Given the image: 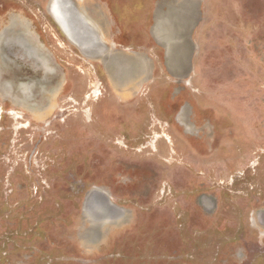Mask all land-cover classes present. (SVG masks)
<instances>
[{"label":"rangeland","instance_id":"1","mask_svg":"<svg viewBox=\"0 0 264 264\" xmlns=\"http://www.w3.org/2000/svg\"><path fill=\"white\" fill-rule=\"evenodd\" d=\"M64 1L0 0V264H264V0H75L121 85Z\"/></svg>","mask_w":264,"mask_h":264},{"label":"bare ground","instance_id":"2","mask_svg":"<svg viewBox=\"0 0 264 264\" xmlns=\"http://www.w3.org/2000/svg\"><path fill=\"white\" fill-rule=\"evenodd\" d=\"M51 1L55 2V0ZM184 2H187V4ZM184 2L173 4L169 6L166 11H158L157 13L156 20H158V22L156 23L154 30H157L160 38L164 37L162 40L168 38V34H172V40L168 41L171 46H176V44H179L180 40L177 39L179 36L176 37L175 35L179 31L181 33L184 28H186L188 23H185V19L189 17V12L192 11V2L188 0H185ZM64 3L67 4L64 7V10L66 9L69 12L75 13L77 16L66 15L64 10L59 8L57 4L55 5L58 8H56L58 13L56 11L55 12L57 15L59 14L60 17H58L62 20L65 26L64 28H66V31L74 39L76 44H78L87 54V48L93 47L96 52L99 50L98 48L102 49V47L99 46L100 44L98 41V38L101 39V32L99 31V27L96 25L95 21L89 16L87 12L79 13L76 9H74L71 6V2L69 0H65ZM100 53L104 57L103 62L108 71L109 77L117 85H121L122 82L129 78L132 79V77H135L139 73H145L148 69L147 62L140 53H136L131 57H127V55L124 53H119V51L115 50H109L107 52H104V50H99V54ZM178 54L179 56L181 55L179 52ZM180 61L181 60L177 62L179 63ZM170 65H172V63ZM182 66H180V68ZM183 73L184 72L178 76H182ZM99 212L101 213L102 217H110L106 210H100Z\"/></svg>","mask_w":264,"mask_h":264},{"label":"water","instance_id":"3","mask_svg":"<svg viewBox=\"0 0 264 264\" xmlns=\"http://www.w3.org/2000/svg\"><path fill=\"white\" fill-rule=\"evenodd\" d=\"M71 3H72V5L73 6H75V7H77L76 5H75V0H69ZM187 39V38H186ZM98 41H99V46L100 47H102V49H100V50H104V52H107V51H109V50H111V49H109V47H107L105 44H104V42H103V40H101V39H99L98 38ZM187 41H188V39H187ZM115 51H117V50H115ZM99 52V50L92 56V57H100L102 60L104 59V57H103V55H101V53L99 54L98 53ZM190 51L188 50V48H187V52L185 53V69H187V67H188V54L187 53H189ZM125 54V53H124ZM126 55V54H125ZM127 57H131L130 55H127ZM186 74V72L184 71V73L182 74V75H185Z\"/></svg>","mask_w":264,"mask_h":264},{"label":"flooded vegetation","instance_id":"4","mask_svg":"<svg viewBox=\"0 0 264 264\" xmlns=\"http://www.w3.org/2000/svg\"><path fill=\"white\" fill-rule=\"evenodd\" d=\"M67 4L65 3L64 5L62 4V5H59L58 6V4H57V6L59 7V8H61L62 10H64V7L66 6ZM58 9V8H57ZM66 10V9H65ZM64 10V12L66 13V15H70V16H77L75 13H72V12H69V11H65ZM80 13V12H79Z\"/></svg>","mask_w":264,"mask_h":264}]
</instances>
